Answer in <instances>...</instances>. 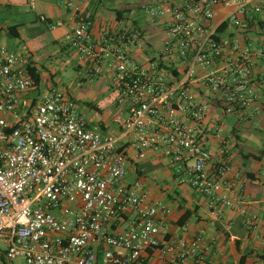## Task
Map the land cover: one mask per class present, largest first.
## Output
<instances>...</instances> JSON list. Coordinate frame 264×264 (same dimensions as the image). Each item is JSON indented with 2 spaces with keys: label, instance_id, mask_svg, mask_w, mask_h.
I'll use <instances>...</instances> for the list:
<instances>
[{
  "label": "built area",
  "instance_id": "obj_1",
  "mask_svg": "<svg viewBox=\"0 0 264 264\" xmlns=\"http://www.w3.org/2000/svg\"><path fill=\"white\" fill-rule=\"evenodd\" d=\"M64 7L72 12L64 44L91 75L110 70L125 111L116 132L104 131L54 87L18 111L20 94L36 83L24 58L0 45V113L11 117L0 116V264H149L155 251L160 264L201 263L200 234H161L168 209L140 178L125 179L127 166L151 153L183 171L211 214L234 204L228 196L234 189L222 182L228 163L206 168L207 140L219 139L221 156L225 140L222 126L205 120L208 103L193 87L207 91L224 114L264 113V36L253 44L248 33L261 6L254 0L143 6L152 17L168 15L156 56L145 63L131 57L142 45L138 29L122 25L91 36L92 19L70 0ZM214 7L226 9L216 25L210 24ZM221 23L225 28L216 33ZM259 157L264 161V146ZM258 220L264 211L246 214L245 224Z\"/></svg>",
  "mask_w": 264,
  "mask_h": 264
},
{
  "label": "crops",
  "instance_id": "obj_2",
  "mask_svg": "<svg viewBox=\"0 0 264 264\" xmlns=\"http://www.w3.org/2000/svg\"><path fill=\"white\" fill-rule=\"evenodd\" d=\"M65 1L0 0V11L13 8L17 13L13 16L14 18L5 17L0 22V45H5L4 37L7 35L14 40L17 38L22 43L17 49L19 54L27 64L35 68L39 76L33 89L20 94L18 104L20 112L26 105L34 102L41 94L53 87L52 85H56L55 73L48 70L49 64H47L55 53L70 54L75 61V69L89 70L87 64L78 58L75 49L63 42V35L72 24V12L65 9ZM70 1L78 5L82 15L92 19L91 36H96L102 29L122 25H131L138 29L142 36V45L132 48L131 57L140 63L155 58L163 39V27L168 19L167 14L152 17L143 9V6L159 5L163 2L177 5L181 2V0ZM31 2L34 4L33 8L30 5ZM254 3L260 5L261 10L259 15L254 16L257 24H251L248 33L250 37L251 33L264 36V0H254ZM27 5L32 15L24 9ZM141 11L147 14L148 17L144 21H149L150 25H140L139 20L142 18L139 12ZM225 13V8L214 7L210 24H218ZM55 20H61L62 25L51 27L50 24ZM8 27H12V31H9ZM229 31L231 28L228 29ZM109 71L104 66L99 75L111 81ZM193 91L198 100L208 103L205 120L222 126V138L225 140L226 151L223 156L219 154L220 142L216 137L207 140L206 147L211 153V158L206 168L211 172L215 163L222 160L228 163L229 168L222 175V182L230 184V187L234 189L233 192H228L234 204L223 207L219 215L211 214L206 197L182 179L185 177L183 171H175L174 165L169 164L165 158H154L151 153H147V156L142 159H132L127 167L134 177L148 181L147 189L150 197L158 200L168 209V213L161 218L159 227L161 234H174L186 238L200 234L203 258L199 264H264L259 258V255L264 253V221L258 220L251 228L245 224L246 214H260L264 211V161L259 157L261 148L264 146V113L253 117L235 113L219 114L220 109L212 104L207 91L197 86L193 87ZM224 115L233 116L236 121L230 125L227 121L228 132L223 136L225 127L220 117ZM0 116L7 120L11 119L7 113H0ZM100 125L106 131L107 125ZM240 129L243 131L247 144L238 140ZM116 130L117 128L110 131L116 132ZM251 142L257 143L256 149L251 147ZM241 146H244L246 150L242 151ZM247 153L255 156L250 154L246 156ZM159 170L161 174L156 175L155 172ZM225 189L222 187L220 193L225 192ZM240 209L245 212H241ZM185 212L188 216L180 223L179 219ZM241 257L242 263H240ZM149 264H160L157 251L152 253Z\"/></svg>",
  "mask_w": 264,
  "mask_h": 264
},
{
  "label": "rangeland",
  "instance_id": "obj_3",
  "mask_svg": "<svg viewBox=\"0 0 264 264\" xmlns=\"http://www.w3.org/2000/svg\"><path fill=\"white\" fill-rule=\"evenodd\" d=\"M29 13L30 10L28 5L24 7ZM142 13V14H141ZM0 22L3 21V18H14L17 13L14 12V9H6L0 11ZM141 18L139 23L141 26L150 25V22L144 20L147 19V14L145 12H139ZM256 15H259L260 12L256 11ZM32 15V13H31ZM46 31V30H44ZM11 36L7 35L4 38V43L9 50H14L18 52V48L21 46V42L10 38ZM260 38L259 34L251 33L252 43L254 44ZM258 44V42H257ZM75 61L70 57V54H61L59 52L55 53L54 57L47 62L48 70L55 73L54 79L55 84L52 85L55 88H60L66 90L72 98L76 101L79 110L82 112L84 118L89 123H98L108 126L109 130H115L118 125V119L121 117L124 111V100L120 99L117 95L114 85L109 79L101 75H91L89 70L82 68L77 70L74 68ZM219 114L222 112L218 110ZM221 118V123L225 127L223 136L228 132V125L232 124L235 120L233 116L224 115ZM241 126V125H239ZM242 129H240V134L238 140L242 143H246ZM247 144V143H246ZM255 142H251V147L256 149ZM240 149L245 151L246 148L241 146ZM156 175L161 174V170L155 172ZM125 179L131 181L134 179V175L131 173L130 169L127 168V174ZM144 185L148 188V181L142 178ZM158 181V180H157ZM15 263H21V261H15Z\"/></svg>",
  "mask_w": 264,
  "mask_h": 264
},
{
  "label": "trees",
  "instance_id": "obj_4",
  "mask_svg": "<svg viewBox=\"0 0 264 264\" xmlns=\"http://www.w3.org/2000/svg\"><path fill=\"white\" fill-rule=\"evenodd\" d=\"M224 28H225V24L224 23H221L220 25H218L217 26V28H216V33H220L221 31H223L224 30ZM12 27H8V30L9 31H12ZM27 70H28V73L30 74V76L35 80V83H37L38 82V78H39V76H38V74H37V72H36V70H35V68L34 67H32L31 65H28V68H27ZM31 103H33V101L31 102ZM255 156L254 154H252V153H247V154H245L246 156ZM252 181L254 180V179H251ZM187 216H188V213L187 212H185L184 214H182L181 215V217H180V219H179V221H180V223H182L186 218H187ZM242 257H243V255H242ZM242 257L240 258V263H242ZM259 258H260V260L264 263V253H261L260 255H259Z\"/></svg>",
  "mask_w": 264,
  "mask_h": 264
}]
</instances>
